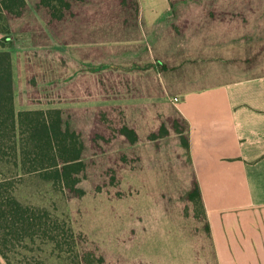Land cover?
I'll return each instance as SVG.
<instances>
[{
  "label": "rangeland",
  "instance_id": "374dc122",
  "mask_svg": "<svg viewBox=\"0 0 264 264\" xmlns=\"http://www.w3.org/2000/svg\"><path fill=\"white\" fill-rule=\"evenodd\" d=\"M66 1H52L54 17L28 0L0 44L12 55L16 111L60 109L83 145L85 170L76 189L38 171L11 176L24 204L57 216L60 236L10 245L0 264H220L202 208L188 199L192 166L180 136H150L163 120L170 127L176 92L201 86L171 81L182 64L197 71L209 50L225 62L202 63L205 78L263 69L264 0H168L173 27L159 28L144 14L165 12V0ZM123 125L140 138L130 140Z\"/></svg>",
  "mask_w": 264,
  "mask_h": 264
},
{
  "label": "crops",
  "instance_id": "0c3cea01",
  "mask_svg": "<svg viewBox=\"0 0 264 264\" xmlns=\"http://www.w3.org/2000/svg\"><path fill=\"white\" fill-rule=\"evenodd\" d=\"M165 2V12L151 7L144 14L148 25L173 27L175 14L166 11ZM207 53L200 62H211V67L225 62ZM202 63L197 71L182 64L180 72L171 73L174 83L201 84L179 90L171 101L187 121L216 254L220 264H264V67L221 81L219 71L205 78Z\"/></svg>",
  "mask_w": 264,
  "mask_h": 264
},
{
  "label": "trees",
  "instance_id": "16d2710c",
  "mask_svg": "<svg viewBox=\"0 0 264 264\" xmlns=\"http://www.w3.org/2000/svg\"><path fill=\"white\" fill-rule=\"evenodd\" d=\"M52 1L41 0L51 8L52 15L58 17ZM58 1L63 7L70 6L66 0ZM27 8L28 0H0V31L7 32L11 28L9 19L22 16ZM60 11L63 13L62 9ZM169 119L166 122L170 127L163 120L164 123L157 127L150 139L170 137L173 133L180 136L192 166L193 186L188 192V199L202 208L204 226L214 244L211 224L191 159L187 121L176 107ZM121 131L130 140L140 138L138 131L127 125H123ZM30 134L32 139L28 141ZM75 134L63 121L60 109L16 111L12 55L0 44V253L6 258H9V254L5 248L10 245L17 248V244H22L18 246L27 248L29 243H35L38 238L49 242L59 241L60 233L54 227L56 224H52L57 221L54 218L57 216H52L53 213L45 207L24 204L10 190V180L13 175L38 171L62 187L76 189L81 181L78 175L85 170V163L81 160L83 145L75 142Z\"/></svg>",
  "mask_w": 264,
  "mask_h": 264
},
{
  "label": "built area",
  "instance_id": "2783aa9c",
  "mask_svg": "<svg viewBox=\"0 0 264 264\" xmlns=\"http://www.w3.org/2000/svg\"><path fill=\"white\" fill-rule=\"evenodd\" d=\"M172 100H173L174 102H178V101H179L178 97H173Z\"/></svg>",
  "mask_w": 264,
  "mask_h": 264
}]
</instances>
